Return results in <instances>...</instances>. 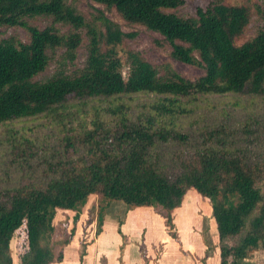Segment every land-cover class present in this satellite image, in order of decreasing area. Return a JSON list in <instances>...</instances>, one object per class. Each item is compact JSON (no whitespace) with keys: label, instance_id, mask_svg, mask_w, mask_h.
<instances>
[{"label":"trees","instance_id":"16d2710c","mask_svg":"<svg viewBox=\"0 0 264 264\" xmlns=\"http://www.w3.org/2000/svg\"><path fill=\"white\" fill-rule=\"evenodd\" d=\"M92 1L160 33L171 58L203 74L123 48L135 33L101 10L87 18L69 0H0V27L27 32L0 39V264H14L21 229L18 264L62 261L70 235L57 239L56 211L76 222L95 193L99 223L120 200L152 206L172 229L189 188L210 200L218 264L252 258L264 248V0H211L187 17L164 11L184 0ZM253 14L260 25L238 43ZM42 17L43 27L32 22Z\"/></svg>","mask_w":264,"mask_h":264},{"label":"crops","instance_id":"0c3cea01","mask_svg":"<svg viewBox=\"0 0 264 264\" xmlns=\"http://www.w3.org/2000/svg\"><path fill=\"white\" fill-rule=\"evenodd\" d=\"M190 189L193 188L187 189L181 205L172 211V229L167 226L166 218L152 206H135L128 210L122 201L114 200L106 209L101 223L97 215L88 219L89 227L82 231L85 237L83 244L68 243L63 247L62 261L51 264H190L184 260L180 251L176 254L178 261L174 263L168 262L166 256L168 252L170 254L171 251L178 250L170 248L173 239L176 238L177 243H181L183 250H189L192 237L197 238V264H212L209 263L206 249L212 242V234L218 255L216 223L210 216V206L202 204L198 198L199 193ZM97 201L98 199L91 201L88 197L85 205L81 207V212L95 208ZM58 212H72L73 216L75 214L72 210L57 209L54 225ZM211 223L215 227L213 233L209 231V235L207 230ZM89 234L92 236L87 239ZM194 245L196 247V244ZM213 264H218V260L215 259ZM241 264H264V248H259L252 258L242 260Z\"/></svg>","mask_w":264,"mask_h":264},{"label":"rangeland","instance_id":"374dc122","mask_svg":"<svg viewBox=\"0 0 264 264\" xmlns=\"http://www.w3.org/2000/svg\"><path fill=\"white\" fill-rule=\"evenodd\" d=\"M74 2L78 9L86 16L87 18L91 17V14H96L97 10H101L105 16L110 18L111 20L118 23L121 27V29L124 32H133L135 33V36L132 38H127L124 40L122 47L125 49H134L139 51L142 56L150 63L154 65H159L164 62H170L174 69L179 72L182 76L187 77L189 79H195L196 77H199L201 74H203V70L197 66L185 64L182 62H179L173 58L170 57L169 51L171 50V47L168 44H165L163 42V37L160 33L151 31L146 29L143 25H129L114 9L107 10L102 4H98L92 0H69ZM211 0H184V4L179 6L175 9H164L166 12H174L180 16H192L195 15V9L197 6L199 7H206L207 4ZM223 3L227 4H241L244 3L243 0H221ZM263 0H251L250 4L253 3H261ZM48 18H38L35 20H32L33 23L37 24L40 27H43L48 23ZM260 20L257 18L255 14L252 15L251 21L248 24L244 34L240 37L238 43H241L248 38L252 37L257 27L260 25ZM9 35H15L19 37L22 41H26L27 39V32L25 28L23 27H0V39L6 38ZM85 43H86V37H83V45L79 47L77 54H76V60L74 62V66L81 67L84 64V60L86 57V50H85ZM54 70V62L51 61L49 66L46 68L44 72H42L40 75L36 77L37 80H43L46 77H48ZM193 190V189H190ZM194 191V190H193ZM196 192V191H195ZM197 194V193H196ZM198 198L201 199L202 204L206 203L207 206H210L211 203L210 200L206 197H203L198 194ZM91 198V201L98 199V194H91L89 196ZM199 204L197 205V207ZM96 208H92L90 210H86L80 212L81 214L78 217V220L76 222L73 221V213L72 212H58L55 220V228H56V237L57 239L63 238L65 235H70V243L76 242L77 244H83V241L85 240V237L83 235V232L88 226V219L93 218L96 214ZM126 208L128 210H132L135 208V206H130ZM196 209V208H195ZM84 213V214H83ZM199 214V212H198ZM210 216L212 218V215L210 213ZM213 220V218H212ZM214 222V220H213ZM215 224V223H214ZM89 227V226H88ZM214 225L211 223V225H208V234L210 235L209 231L213 233L214 231ZM72 228H74V231L72 232ZM94 230V226L92 227ZM96 230V225H95ZM172 231V230H171ZM197 231V230H196ZM71 232V233H70ZM90 232V231H89ZM19 233V234H18ZM17 235H15L11 239L10 247H11V253L14 259V264H18V250L20 251L23 249V242L25 240V236L23 233V230L21 229L18 231ZM216 233V230H215ZM208 235V236H209ZM214 235V234H213ZM83 236V237H81ZM92 234L87 235V239H90ZM211 236L212 242L208 244L207 252L209 254V263L213 264V261L218 260V255L216 254L215 250V241L214 237ZM83 239V240H82ZM192 243L189 245V250H183L181 248V243H177L178 241L173 239V243L170 245L172 249L177 250L176 252L171 251V255L168 252V255L166 256V259L168 262L174 263L175 261H178V258L176 257V254L180 251L181 256L184 257V260L189 262L190 264H197V238H191ZM196 244V247L195 245ZM186 247V246H185ZM19 248V249H18ZM191 250V251H190ZM158 252V251H157ZM156 252V253H157ZM193 252V253H191ZM155 253V255H156ZM70 259V258H69ZM262 259V258H261ZM200 262V260H198Z\"/></svg>","mask_w":264,"mask_h":264}]
</instances>
